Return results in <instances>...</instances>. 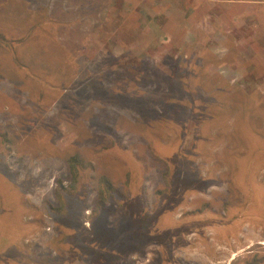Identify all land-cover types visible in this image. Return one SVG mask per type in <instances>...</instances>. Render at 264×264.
I'll list each match as a JSON object with an SVG mask.
<instances>
[{
    "label": "rangeland",
    "instance_id": "1",
    "mask_svg": "<svg viewBox=\"0 0 264 264\" xmlns=\"http://www.w3.org/2000/svg\"><path fill=\"white\" fill-rule=\"evenodd\" d=\"M3 39L0 264H264V0H0Z\"/></svg>",
    "mask_w": 264,
    "mask_h": 264
},
{
    "label": "trees",
    "instance_id": "2",
    "mask_svg": "<svg viewBox=\"0 0 264 264\" xmlns=\"http://www.w3.org/2000/svg\"><path fill=\"white\" fill-rule=\"evenodd\" d=\"M6 40V41H5ZM3 39V40H0V45H3L4 43H7L8 42V40L7 39ZM56 141V140H55ZM52 147L54 146V145H51ZM51 146H48V148H50V149H52L51 148ZM52 150H54L55 151V149H52ZM74 151H75V154H73L72 156H70L69 158H67V160L65 161V169H68L69 170V172H70V176H71V179H70V182H69V184L68 185H66V186H64V180H62V179H59L58 181H56L55 182V188H54V193L52 194V195H54L53 196V198H58V199H61L60 200V202H61V204L63 205V202H64V204H66V202L64 201V200H67V198L68 197H71V196H74L75 194H77V190H78V188L81 186V176H82V167L80 166V156H83L84 154H83V152H81V151H78V150H76V149H74ZM58 154H60L59 152H57ZM46 157H48V158H51L52 157V154L49 152L48 154H44ZM38 161H41L42 163H43V158L41 157V158H39V160ZM92 164L91 163H87V164H85V166L86 167H89V166H91ZM7 165H5L4 167H6ZM4 167H2V168H4ZM40 167H42V166H35V167H33V170L34 171H38V169L40 168ZM81 167V168H80ZM44 168V167H43ZM127 169H128V167H127ZM20 169H18L17 170V172L19 171ZM124 170H125V166H124ZM40 173H41V175H42V177H44V175H43V171L41 170L40 171ZM46 175H47V173H45ZM103 174V173H102ZM48 175H50V172L48 173ZM55 175V174H54ZM101 176L102 175H100L99 177H100V179H101ZM29 178H32V173H31V175L29 176ZM24 182H27V180L26 181H24ZM38 185H39V189L41 188V183H42V181H40V179L39 178H37L36 179V181H35ZM103 183V189H101V191H100V197H101V199H100V201H99V206H104L105 205V202H106V199H107V197H108V195L109 196H111V189H110V186L109 185H111L110 183H108L107 181H103L102 182ZM2 186V185H1ZM25 194H27V195H29V196H31V194L30 193H28V192H25ZM62 198H63V200H62ZM59 202V203H60ZM56 210L55 211H57V212H60V207L58 208H55ZM58 209V210H57ZM141 212H143V210H141ZM131 215H133V218L132 219H136V216H135V214L134 213H131ZM145 216H146V214H145ZM136 230V229H135ZM140 230V229H139ZM137 231L138 230H136V231H132V235L133 236H140V233H141V231H139L138 233H137ZM143 236L145 235L144 233H141ZM153 234V232L151 233V234H148V236H150V235H152ZM147 236V235H146ZM156 237L157 236H159V235H155ZM253 263H251V264H256L255 262L256 261H252ZM248 264H250V263H248Z\"/></svg>",
    "mask_w": 264,
    "mask_h": 264
},
{
    "label": "crops",
    "instance_id": "3",
    "mask_svg": "<svg viewBox=\"0 0 264 264\" xmlns=\"http://www.w3.org/2000/svg\"><path fill=\"white\" fill-rule=\"evenodd\" d=\"M37 10H38V11H40V8H39V9H37ZM40 12H41V11H40ZM31 13L33 14L31 17H32V18H34V16H35V15H34V13H33V11H32V10H31ZM45 20H46V18H45Z\"/></svg>",
    "mask_w": 264,
    "mask_h": 264
}]
</instances>
